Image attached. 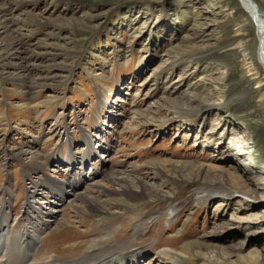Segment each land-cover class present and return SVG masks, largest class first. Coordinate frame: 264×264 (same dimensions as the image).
I'll list each match as a JSON object with an SVG mask.
<instances>
[{
  "label": "rangeland",
  "instance_id": "obj_1",
  "mask_svg": "<svg viewBox=\"0 0 264 264\" xmlns=\"http://www.w3.org/2000/svg\"><path fill=\"white\" fill-rule=\"evenodd\" d=\"M2 10L7 239L44 221L32 261L74 262L104 238V253L135 252L124 264H264V68L239 0H0ZM115 173L126 180L108 184ZM89 205L114 214L99 221ZM147 216L158 218L133 235Z\"/></svg>",
  "mask_w": 264,
  "mask_h": 264
},
{
  "label": "bare ground",
  "instance_id": "obj_2",
  "mask_svg": "<svg viewBox=\"0 0 264 264\" xmlns=\"http://www.w3.org/2000/svg\"><path fill=\"white\" fill-rule=\"evenodd\" d=\"M239 1L241 4V7L250 16L253 24L255 23L257 43H258L256 59H258V61L260 62V64L264 68V20H263L264 11H260L254 5L252 0H239ZM0 15L2 16L1 22H4L6 20V12L4 10H2L0 12ZM240 38L242 40H244L245 36L243 34H241ZM241 47H242L241 49H244L243 45H241ZM16 50H17V47L15 45L11 46L10 49L3 56V61L10 59V57L12 55H14ZM247 60L251 61V58H248ZM22 68H24V67H22ZM105 105H106V103L104 104V106ZM86 143H88V147H89L88 150L92 151L93 148H92V146H90V143L89 142H86ZM90 153H89L88 157L84 159L85 163L88 161ZM87 154H88V152H87ZM70 155L72 156V155H74V153L70 152ZM70 161L73 162V159L70 158ZM123 180H126V177H122V175H117L116 173L107 176V183L108 184L110 183V184L115 185V184L121 183V181H123ZM79 182H80L79 180H73V184H78ZM66 183H68V182H66ZM82 183H85V185L87 183H89L88 178L85 177L84 181ZM61 186H63V184ZM102 191H106V190L102 188ZM61 192H63V191H61ZM95 192H97V190ZM62 194L64 195L65 193H62ZM72 195L75 199L84 200L85 202L88 201V198L82 196L80 193H78V194L74 193ZM121 195L125 198L132 199L133 201L142 200V199L138 198L136 195H134L133 193H130L127 191H122ZM68 203H69V201H68ZM96 207L97 206L92 207L89 205V210L97 213L96 215H98L97 217H98L99 221L105 220L108 216H113V214H114V213L102 212L103 210H100ZM73 209H74V207H73ZM175 211H176V209H170L169 215H171ZM157 218L158 217L154 218V216H147V217L143 218L140 222L132 225L131 233H133V235H138L139 233H140V235H142L146 231L148 226L152 222L156 221ZM3 221H1V223H0V264H124L126 262V260L128 258H132V256H134V253H135L131 250H128V247L119 248L117 250H112L109 253H104L102 251V249L99 247V245H100L101 241L106 240V239L101 238V239H94V240L88 242V244H86V248L82 249V251H81L83 253V255L74 261L76 263H74V262L66 263V262H62L60 260H52V259L48 260V259H44V257L43 258H37V259L35 258V260L32 261L33 260L32 258L35 257L34 256L35 254H33L30 250L35 245L34 240L42 232V228L45 227L46 222L41 221L42 224L40 227H32V229L25 230L23 233L18 234L13 238L7 239L4 235L5 229L3 228V223H4ZM113 235H114V233H113ZM133 235H130V237H128V240H131ZM109 254H110V256H109ZM29 260H31V262L27 263Z\"/></svg>",
  "mask_w": 264,
  "mask_h": 264
}]
</instances>
